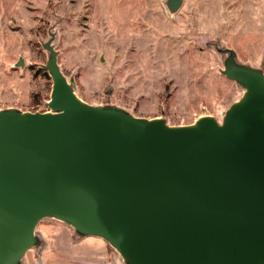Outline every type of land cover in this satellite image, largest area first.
Returning <instances> with one entry per match:
<instances>
[{"label":"water","instance_id":"95a60500","mask_svg":"<svg viewBox=\"0 0 264 264\" xmlns=\"http://www.w3.org/2000/svg\"><path fill=\"white\" fill-rule=\"evenodd\" d=\"M182 4L167 0L173 13ZM54 38L48 110H0V264L40 247L48 218L125 264H264V71L218 48L242 97L222 122L171 126L80 98Z\"/></svg>","mask_w":264,"mask_h":264},{"label":"rangeland","instance_id":"374dc122","mask_svg":"<svg viewBox=\"0 0 264 264\" xmlns=\"http://www.w3.org/2000/svg\"><path fill=\"white\" fill-rule=\"evenodd\" d=\"M53 34L80 98L171 126L203 116L222 122L242 97L222 73L227 55L218 48L264 71V0H183L175 13L167 0H0V110H48L53 82L43 44Z\"/></svg>","mask_w":264,"mask_h":264},{"label":"crops","instance_id":"0c3cea01","mask_svg":"<svg viewBox=\"0 0 264 264\" xmlns=\"http://www.w3.org/2000/svg\"><path fill=\"white\" fill-rule=\"evenodd\" d=\"M38 233L42 244L26 264H124L106 241L80 237L67 224H40Z\"/></svg>","mask_w":264,"mask_h":264},{"label":"trees","instance_id":"16d2710c","mask_svg":"<svg viewBox=\"0 0 264 264\" xmlns=\"http://www.w3.org/2000/svg\"><path fill=\"white\" fill-rule=\"evenodd\" d=\"M47 74V73H46Z\"/></svg>","mask_w":264,"mask_h":264}]
</instances>
